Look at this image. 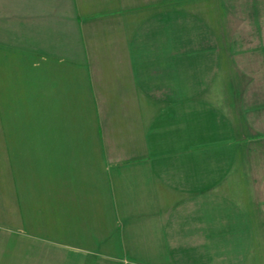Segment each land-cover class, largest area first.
<instances>
[{"label": "crops", "instance_id": "0c3cea01", "mask_svg": "<svg viewBox=\"0 0 264 264\" xmlns=\"http://www.w3.org/2000/svg\"><path fill=\"white\" fill-rule=\"evenodd\" d=\"M166 2L0 0V264H264V93L206 138Z\"/></svg>", "mask_w": 264, "mask_h": 264}, {"label": "rangeland", "instance_id": "374dc122", "mask_svg": "<svg viewBox=\"0 0 264 264\" xmlns=\"http://www.w3.org/2000/svg\"><path fill=\"white\" fill-rule=\"evenodd\" d=\"M167 1L163 29L172 37L165 45L181 48L182 62L198 67V101L192 108L199 130L234 150L241 139V91L259 84L264 93V0ZM178 105L188 110L190 104ZM229 236L236 244L241 232ZM233 244L223 248L227 261L241 264V246Z\"/></svg>", "mask_w": 264, "mask_h": 264}]
</instances>
